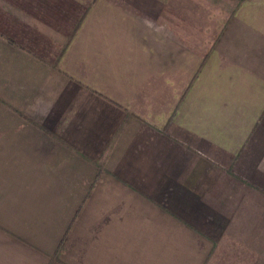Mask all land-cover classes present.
<instances>
[{"label":"crops","instance_id":"1","mask_svg":"<svg viewBox=\"0 0 264 264\" xmlns=\"http://www.w3.org/2000/svg\"><path fill=\"white\" fill-rule=\"evenodd\" d=\"M0 264H264V0H0Z\"/></svg>","mask_w":264,"mask_h":264}]
</instances>
